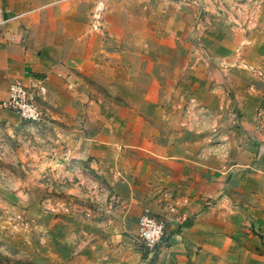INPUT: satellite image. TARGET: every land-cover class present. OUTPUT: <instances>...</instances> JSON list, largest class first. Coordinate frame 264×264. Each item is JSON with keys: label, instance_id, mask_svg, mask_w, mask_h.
I'll return each instance as SVG.
<instances>
[{"label": "rangeland", "instance_id": "obj_1", "mask_svg": "<svg viewBox=\"0 0 264 264\" xmlns=\"http://www.w3.org/2000/svg\"><path fill=\"white\" fill-rule=\"evenodd\" d=\"M63 6L37 34L75 65H92L88 49L99 46L100 56H93L98 74L81 66L66 73L68 89L82 104L77 117L62 115L50 95L38 121L0 111V264H69L82 250L91 256V240L124 204L105 174L116 180L128 170L144 171L139 162L148 160L161 184L158 172L166 162L156 156L166 147L153 143L162 131L170 136L172 126L195 118L175 115L192 101L182 94L192 85L174 79L187 60L196 66L193 75L212 80L208 152L223 153L221 140L231 136L264 153V0H64ZM154 60L164 63L172 80L162 90L153 81ZM68 131L83 141L114 140L117 152L102 161L73 157L62 139ZM188 132L180 136L193 141L202 135ZM149 142L152 151L126 147ZM152 191L167 210L154 214L171 218L176 205L170 191ZM78 238L87 241L84 247Z\"/></svg>", "mask_w": 264, "mask_h": 264}, {"label": "crops", "instance_id": "obj_2", "mask_svg": "<svg viewBox=\"0 0 264 264\" xmlns=\"http://www.w3.org/2000/svg\"><path fill=\"white\" fill-rule=\"evenodd\" d=\"M63 5L64 0H0V101L8 97L11 83L40 80L50 97L55 98L62 115L77 117L83 110L79 97L68 89L66 73L70 67L81 66L96 76L93 56H100L99 46L88 49L92 65L90 60L75 65L61 47L55 52L36 31L37 27L47 25V19L61 16ZM186 60L184 55L183 61ZM189 61L179 66V75L173 76L177 82L184 79L192 85L190 93L182 92L183 97L188 93L192 101L187 109L180 106L175 115L195 118L176 129L172 126L170 136L162 131V138L153 143L166 147L156 156L166 162V170L158 172L161 184L155 182L148 160L139 162L144 171L128 170L116 180L112 174H105L111 188L124 199L123 207L105 221L99 236L91 240V256L79 251L69 264H264V153L241 147L231 136L224 140V135L220 136L223 153L213 156L208 152L211 145L205 135L210 131L206 117L213 111L208 106V99L214 95L210 90L212 80L204 74L193 75L196 66ZM154 62L153 81L162 90L172 80L166 76L165 65H160L164 63ZM185 81H181L182 87ZM260 85L264 92V81ZM202 90L207 91L204 100ZM3 110L7 109L0 107L5 115ZM181 131H200L202 135L191 141L183 139ZM75 133L68 131L62 138L73 157L102 161L110 160L117 152L114 140L83 141ZM151 143H131L126 147L152 151ZM155 186L170 191L176 208L169 215L175 220L173 227H180L158 259L144 253L135 238L143 211L167 213L158 200L151 198ZM86 243L83 239L80 245L84 247Z\"/></svg>", "mask_w": 264, "mask_h": 264}, {"label": "built area", "instance_id": "obj_3", "mask_svg": "<svg viewBox=\"0 0 264 264\" xmlns=\"http://www.w3.org/2000/svg\"><path fill=\"white\" fill-rule=\"evenodd\" d=\"M48 89L42 81L29 83H11L8 97L0 102L3 108L12 109L27 121H38L43 117L42 101L48 96ZM174 218H166L158 214L143 211L138 219V230L135 238L144 253L152 259H158L163 247L170 243L173 235L180 231ZM172 225V228H171Z\"/></svg>", "mask_w": 264, "mask_h": 264}]
</instances>
